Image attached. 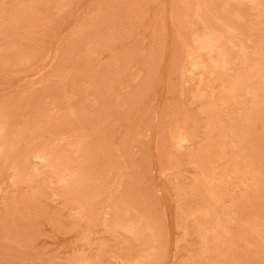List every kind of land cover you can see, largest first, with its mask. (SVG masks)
Masks as SVG:
<instances>
[{"label":"rangeland","instance_id":"1","mask_svg":"<svg viewBox=\"0 0 264 264\" xmlns=\"http://www.w3.org/2000/svg\"><path fill=\"white\" fill-rule=\"evenodd\" d=\"M0 133V264H264V0H0Z\"/></svg>","mask_w":264,"mask_h":264},{"label":"bare ground","instance_id":"2","mask_svg":"<svg viewBox=\"0 0 264 264\" xmlns=\"http://www.w3.org/2000/svg\"><path fill=\"white\" fill-rule=\"evenodd\" d=\"M206 44H207V41L205 42ZM207 50V49H206ZM203 51V50H202ZM1 134V133H0ZM181 140H183V139H181Z\"/></svg>","mask_w":264,"mask_h":264}]
</instances>
